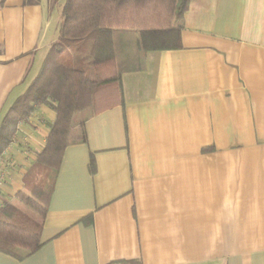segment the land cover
<instances>
[{
    "label": "crops",
    "instance_id": "0c3cea01",
    "mask_svg": "<svg viewBox=\"0 0 264 264\" xmlns=\"http://www.w3.org/2000/svg\"><path fill=\"white\" fill-rule=\"evenodd\" d=\"M49 11L0 0V123L59 38ZM172 24L179 47L148 49L84 141L73 128L40 247L0 264H264V0H187ZM54 119L44 104L18 124L5 202Z\"/></svg>",
    "mask_w": 264,
    "mask_h": 264
},
{
    "label": "trees",
    "instance_id": "16d2710c",
    "mask_svg": "<svg viewBox=\"0 0 264 264\" xmlns=\"http://www.w3.org/2000/svg\"><path fill=\"white\" fill-rule=\"evenodd\" d=\"M186 1L61 0L59 38L51 44L38 73L0 123L2 153L13 142L18 124L41 105L55 112L44 147L23 175L22 188L14 201L5 202L0 209V251L22 258L40 247L48 196L73 128L79 129L84 141L83 122L103 105L99 99L115 89L124 69H129L131 63L141 67L148 49L179 47V30L172 20ZM24 208L41 220L35 221Z\"/></svg>",
    "mask_w": 264,
    "mask_h": 264
},
{
    "label": "built area",
    "instance_id": "2783aa9c",
    "mask_svg": "<svg viewBox=\"0 0 264 264\" xmlns=\"http://www.w3.org/2000/svg\"><path fill=\"white\" fill-rule=\"evenodd\" d=\"M12 167H13V162L6 158L5 151L0 153V209L5 204V200L1 195V189L4 185L8 183V180L11 175ZM116 264H130V263L127 261H122Z\"/></svg>",
    "mask_w": 264,
    "mask_h": 264
},
{
    "label": "rangeland",
    "instance_id": "374dc122",
    "mask_svg": "<svg viewBox=\"0 0 264 264\" xmlns=\"http://www.w3.org/2000/svg\"><path fill=\"white\" fill-rule=\"evenodd\" d=\"M59 5H60V3H55V4L49 3L51 12L49 11L48 21L51 24V27H50L51 30H53V28L55 27V25H56L55 23H57V21L60 20V18H59ZM73 61H76V59L73 58ZM23 211L28 213V215L31 216L32 218H35V216H37V215H35L34 213L31 212L32 210H29L27 208L26 209L24 208Z\"/></svg>",
    "mask_w": 264,
    "mask_h": 264
}]
</instances>
